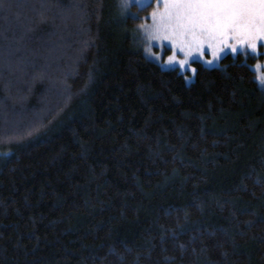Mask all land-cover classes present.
I'll use <instances>...</instances> for the list:
<instances>
[{
  "label": "trees",
  "instance_id": "1",
  "mask_svg": "<svg viewBox=\"0 0 264 264\" xmlns=\"http://www.w3.org/2000/svg\"><path fill=\"white\" fill-rule=\"evenodd\" d=\"M118 13L0 0V264H264L252 58L187 84Z\"/></svg>",
  "mask_w": 264,
  "mask_h": 264
},
{
  "label": "snow or ice",
  "instance_id": "2",
  "mask_svg": "<svg viewBox=\"0 0 264 264\" xmlns=\"http://www.w3.org/2000/svg\"><path fill=\"white\" fill-rule=\"evenodd\" d=\"M139 3L140 0H120L119 5L122 21H145L133 37L137 50L157 63L177 65L182 74L197 73L196 58L204 64L218 65L225 52L235 55L251 50L256 54L264 45V0H154L155 7L147 16L129 15L131 5ZM188 47L195 50L186 55ZM162 51L168 54L163 56ZM255 67L259 69L261 65L257 63ZM191 78L184 76L185 80ZM255 79L264 86V72H258Z\"/></svg>",
  "mask_w": 264,
  "mask_h": 264
},
{
  "label": "rangeland",
  "instance_id": "3",
  "mask_svg": "<svg viewBox=\"0 0 264 264\" xmlns=\"http://www.w3.org/2000/svg\"><path fill=\"white\" fill-rule=\"evenodd\" d=\"M114 5L116 6V8L119 10V13H118V20L119 21H122L121 20V17H122V12H121V8H120V0H114ZM149 6V5H151L152 7H151V10L149 11V13L152 11V8L153 7H155V3H154V0H153V2H151V3H148L147 2V0H140V3L139 4H132L131 5V7H130V10H129V15L131 14V13H137L138 15H139V12L137 11L138 9H141V8H144L145 6ZM148 13V14H149ZM134 19V18H133ZM145 21H143L142 23H144ZM149 23H150V21H148ZM140 25V24H139ZM139 25H136V26H134L133 27V29H132V32L130 31V34L132 35V38L134 37V35H135V30L138 28V26ZM133 43H134V45L136 46V43L134 42V39H133ZM137 47V46H136ZM156 51H161V49H155ZM238 53H242V54H244V55H246V56H248V57H250V58H252V63L250 64V66H251V68L254 70V72H255V78H256V76L258 75V72H264V45H260L259 46V48H258V52L256 53V54H254L251 50H245L244 52H238ZM237 53V54H238ZM168 54V52L167 51H162V55L163 56H166ZM227 54H230L229 52H225L224 53V55L223 56H225V55H227ZM232 55V54H231ZM236 55V54H235ZM222 56V57H223ZM145 57L146 58H148L149 60H151V61H153V62H155V63H157V61L153 58V57H151V56H149V55H145ZM221 57V58H222ZM221 60V59H220ZM195 62H199V63H201L202 64V66H204V67H207V68H211V67H216V66H218L219 65V63H220V61H219V63H218V65L216 64V63H213V64H204L202 61H200L198 58H196V60H195ZM257 63H259L260 65H261V67L259 68V69H257L256 67H255V65L257 64ZM162 69H165V70H170V69H174V70H177L179 73H181L180 72V70H179V68H178V66L177 65H175V64H172V65H164V64H162V63H157ZM182 74V73H181ZM183 76H185V75H188V76H192V78L190 79V80H185V82L187 83V84H190L193 80H194V75L191 73V72H188V71H185L183 74H182ZM257 81V80H256ZM258 82V84L261 86V87H263L264 88V86H262L261 84H260V82L259 81H257Z\"/></svg>",
  "mask_w": 264,
  "mask_h": 264
},
{
  "label": "clouds",
  "instance_id": "4",
  "mask_svg": "<svg viewBox=\"0 0 264 264\" xmlns=\"http://www.w3.org/2000/svg\"><path fill=\"white\" fill-rule=\"evenodd\" d=\"M193 50H195V49L192 48V47H188V48H186V50H185V54L187 55L188 52L193 51Z\"/></svg>",
  "mask_w": 264,
  "mask_h": 264
}]
</instances>
